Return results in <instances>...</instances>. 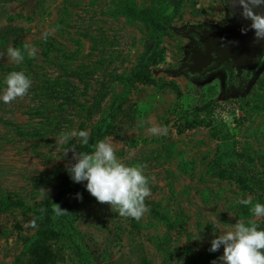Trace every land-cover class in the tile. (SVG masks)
Returning a JSON list of instances; mask_svg holds the SVG:
<instances>
[{"label":"rangeland","instance_id":"obj_1","mask_svg":"<svg viewBox=\"0 0 264 264\" xmlns=\"http://www.w3.org/2000/svg\"><path fill=\"white\" fill-rule=\"evenodd\" d=\"M224 18L221 0H0V94L10 72L32 81L0 103V264H26L29 238L55 225L61 174L84 146L61 139L71 129L89 132V153L107 137L124 163L143 165L150 195L136 220L87 192L58 264H221L215 235L238 220L264 229L251 212L264 203V70L228 99L218 79L154 74L185 56L189 40L170 26ZM25 44L36 57L17 64L7 49Z\"/></svg>","mask_w":264,"mask_h":264},{"label":"clouds","instance_id":"obj_2","mask_svg":"<svg viewBox=\"0 0 264 264\" xmlns=\"http://www.w3.org/2000/svg\"><path fill=\"white\" fill-rule=\"evenodd\" d=\"M239 5L241 16L251 21L249 27L254 31L255 39L264 40V13L256 10L264 8V0H239ZM47 36L48 33H45L44 38ZM36 51L31 45L25 44L23 51L9 47L7 55L19 64L24 61L25 54L30 59L35 58ZM4 84L6 88L0 94V103L8 104L25 96L32 81L24 72L13 71L5 77ZM147 131L156 136L166 134L167 128L154 125ZM73 138H78L81 145L89 144L87 130L71 129L61 135L64 142ZM68 173L74 183H84L91 196L100 203L108 204L111 209L115 207L121 217L139 220L148 210L145 199L150 195V188L144 166L124 163L117 157L116 149L107 137L97 142L93 152L76 155V162L68 168ZM236 203L248 206L252 204V199L237 198ZM251 212L255 217H264V203H255ZM221 247V264H264V229H258L257 224L251 221L245 224L238 220L221 234L215 235L209 251L216 252Z\"/></svg>","mask_w":264,"mask_h":264},{"label":"water","instance_id":"obj_3","mask_svg":"<svg viewBox=\"0 0 264 264\" xmlns=\"http://www.w3.org/2000/svg\"><path fill=\"white\" fill-rule=\"evenodd\" d=\"M225 9V18L217 23L200 25L170 26L169 30L179 37L189 40L184 47V58L175 70H159L154 74L165 73L170 77L186 76L193 83L208 84L222 79L221 72L229 70L241 75L252 67H258L264 59V40H256L250 29V20L241 16L239 0H221ZM264 13V8L256 9ZM242 29H247L242 31ZM264 70V62L257 75ZM206 75L205 80L196 78ZM252 88L246 89L244 97Z\"/></svg>","mask_w":264,"mask_h":264},{"label":"trees","instance_id":"obj_4","mask_svg":"<svg viewBox=\"0 0 264 264\" xmlns=\"http://www.w3.org/2000/svg\"><path fill=\"white\" fill-rule=\"evenodd\" d=\"M8 29L16 30V28ZM132 77L143 83H148L151 79L148 74L144 73H138ZM202 110H207V107H203ZM73 149L77 150L79 155L90 152L87 145L82 147L75 146ZM61 179L58 212L54 213L53 216L55 225L46 229H39L29 238L25 247L26 264H58L63 259L61 249H58L57 244H59L64 235H71V231L67 229V222H69L71 216L78 213L79 202L88 191L84 183H74L71 180L68 170L61 174ZM77 194H79V197H77Z\"/></svg>","mask_w":264,"mask_h":264},{"label":"flooded vegetation","instance_id":"obj_5","mask_svg":"<svg viewBox=\"0 0 264 264\" xmlns=\"http://www.w3.org/2000/svg\"><path fill=\"white\" fill-rule=\"evenodd\" d=\"M263 62L264 59L260 62L258 67H252L251 70L246 71L241 75L231 73L229 70H217L216 73L221 72L222 74V79H218L221 86V96L224 99L241 97L251 84L254 85L257 82L260 76L257 75L258 69L262 66ZM205 77L206 75H202L199 76V78H196V80L202 81L205 80Z\"/></svg>","mask_w":264,"mask_h":264}]
</instances>
